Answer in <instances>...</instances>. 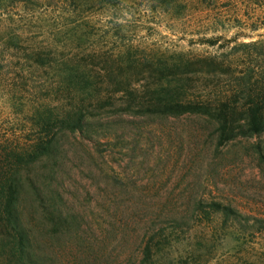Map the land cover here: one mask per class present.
<instances>
[{
	"label": "trees",
	"instance_id": "obj_1",
	"mask_svg": "<svg viewBox=\"0 0 264 264\" xmlns=\"http://www.w3.org/2000/svg\"><path fill=\"white\" fill-rule=\"evenodd\" d=\"M130 1L157 13L180 2ZM182 2L189 9L213 0ZM216 2L219 26L234 35L203 39L214 54L166 56L122 41L124 0H0V103L16 119L9 135L0 133V264L103 263L74 250L78 221L60 209L58 188L61 137L93 141L112 128L103 121L109 112L205 118L219 145L264 133V35L253 39L264 28V0ZM166 221L170 233L152 229L140 261L120 264H172L159 263V253L177 233L200 232L211 245L264 239V218L218 202H196ZM204 248L193 259L210 264Z\"/></svg>",
	"mask_w": 264,
	"mask_h": 264
},
{
	"label": "rangeland",
	"instance_id": "obj_2",
	"mask_svg": "<svg viewBox=\"0 0 264 264\" xmlns=\"http://www.w3.org/2000/svg\"><path fill=\"white\" fill-rule=\"evenodd\" d=\"M178 1L166 13H157L124 0L119 16L122 41L151 55L203 56L217 49L203 44V39L234 35L236 28L224 31L219 26L221 6L216 0L211 7L189 9ZM262 34L264 28L253 39ZM7 112L0 103L4 135L11 133L16 120ZM103 121L111 122L112 128L95 134L93 141L79 133L60 139L65 149L59 173L60 209L78 221L74 250L103 257V263L91 258L93 264L140 261L142 243L152 229L164 227L170 233L166 220L185 215L196 202H218L264 218V133L219 145L216 125L194 115L109 112ZM208 240L200 232L177 233L159 253V263L203 264L193 259L198 244H203L213 258L210 264L243 259L247 262L241 264H264V239L243 247L230 238H219L212 245Z\"/></svg>",
	"mask_w": 264,
	"mask_h": 264
}]
</instances>
